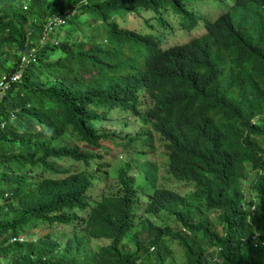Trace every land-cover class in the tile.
I'll list each match as a JSON object with an SVG mask.
<instances>
[{"label":"trees","instance_id":"16d2710c","mask_svg":"<svg viewBox=\"0 0 264 264\" xmlns=\"http://www.w3.org/2000/svg\"><path fill=\"white\" fill-rule=\"evenodd\" d=\"M185 1L0 0V264H179L166 239L183 264H264V0H213L224 11L208 33L168 50L119 25ZM127 108L194 191L160 186L158 163L145 162V187L104 160L118 139L105 122ZM46 224L71 233L32 232Z\"/></svg>","mask_w":264,"mask_h":264},{"label":"rangeland","instance_id":"374dc122","mask_svg":"<svg viewBox=\"0 0 264 264\" xmlns=\"http://www.w3.org/2000/svg\"><path fill=\"white\" fill-rule=\"evenodd\" d=\"M186 7L198 15H204L210 18L211 20H215L217 17H219L223 13V5L217 3L216 1H206V0H188L186 3ZM176 10L173 7L169 8V11L166 12V17L169 18V16L172 19V27L177 26V20L181 21L180 18L177 14L175 15ZM175 15V16H174ZM125 22H120L119 19V24L122 28L128 29V30H136L140 33H143L145 35H154L160 42L161 46L163 48H167L170 46L175 45V42L177 43H183L184 41L182 39H175L174 42V35L172 34V29L171 27L164 28L162 29L159 33H153L152 25L157 27V24L160 22V15L156 14L151 11H145L141 14H135V15H128L127 17H123ZM201 31L196 32L195 34H200ZM183 35L186 34V32L180 30L178 32V35ZM64 61H70L71 59L69 58H64ZM72 61V60H71ZM74 61V60H73ZM86 68L90 70V66L86 64ZM92 69V68H91ZM93 70V69H92ZM131 116H129L128 113L126 112H121L119 115L114 116L112 115L110 119L105 122V125L108 130L111 131H116L119 132L122 136H124V130L122 127V123H127L131 125L134 130H139L141 128V124L139 122L134 121L133 119H130ZM152 144L153 147L150 148L148 143L146 144H139L133 149H127L125 148L126 141L123 140H113V142L110 145V148L102 153V156L104 157V160L107 162H110L112 164H117L120 161H123L126 159V156L123 154V152L130 151L129 153L131 154V151L133 150H145L146 152H149L148 155V160L158 162L161 164V185L173 190L178 191L179 193L186 195L192 191H194V184L190 183H178L175 182L173 179H171L166 171V149L165 145L162 142L161 138L159 137L158 133H153V139H152ZM254 178V175L251 174L249 181L245 183V189L250 190L251 196L253 198L256 197V193L251 191L250 184L252 185V180ZM114 182V181H112ZM250 183V184H249ZM145 184V183H144ZM106 188V185L102 184L101 186H98V190H103ZM93 195H96L97 193H92ZM83 215L82 213H80ZM171 225L173 229L175 230H180L182 229L181 224L172 221ZM56 229L49 228V226L46 224L41 228H37L33 233H39L41 235H46L48 232H54L60 231L62 234H68L71 233L70 227L67 226H54ZM167 244L171 247V249L175 252V257L177 258L179 264H183V262L186 260V256L183 253V249L180 246V244L176 241L166 239ZM109 242L106 240H98V241H93V247L97 249L101 245H106Z\"/></svg>","mask_w":264,"mask_h":264},{"label":"clouds","instance_id":"9594fccd","mask_svg":"<svg viewBox=\"0 0 264 264\" xmlns=\"http://www.w3.org/2000/svg\"><path fill=\"white\" fill-rule=\"evenodd\" d=\"M195 1H198V0H195ZM187 2H188V0H186L184 2V8L182 11L178 10L179 5L177 6V5H172V4H166L165 6L161 7L159 10H155V9L150 10L151 12H154V13L160 15V22L157 24V27L152 25L153 33H156V32L159 33L162 29L171 27L172 34L174 35V42H175V39H182L184 41L183 43L175 42V45L167 47V48H163L161 46V42L154 35H149V36H152L155 41H157L158 45L163 50H168L170 48H175V47H184V46L188 45L189 43H191L193 40L202 38L203 36H205L208 33L209 28L207 26V22L209 21L212 23V21H214V20H211L210 18H208L207 16H204V15H198V14H196V12L188 9L186 7ZM170 7H173L176 10L175 15L177 14L179 16L177 18H180V20H181V21L177 20V26L176 27H172L173 24H172L171 17L170 16H169V18L166 17V12L169 11ZM180 30L186 32V34H183V35L181 34L179 36L178 32ZM134 31H136V30H134ZM199 31H201L200 34H195L196 32H199ZM32 53H34V51H32ZM121 57H122L124 62L131 58L130 53L128 54V52L125 49L123 50V53H121ZM106 61H108L109 64L112 66H115L119 62L118 57H116L114 55L106 58ZM23 72L24 71H21V78L16 82H19L22 79ZM126 74L128 75V77H133L131 70H128V71L123 70L122 75H126ZM142 93L143 92L140 91V95H142ZM127 109L128 110H126V111H120V112L114 111V113L112 115L117 116L121 112H126L129 114V116H131L130 119H133L134 121L139 122L141 124V128L139 130H134V129H132L133 127L131 125H129L127 123H122V127L124 130V132H123L124 136H122L119 132H117L118 137H115V138H118L117 140L126 141L125 148H127V149H133L134 147H136L137 145H139L141 143H143V144L148 143L149 147L152 148L153 147V144H152L153 133H156V132L150 126H145L141 123V121H140V118H142L141 116L136 115L131 109H129V108H127ZM147 109H148V105H146V104L141 105L140 106L141 114L144 115L146 113ZM110 117H109V119H110ZM144 130H148L150 132L147 134L146 137L140 135V133ZM113 132H116V131H113ZM159 137L161 138L160 135H159ZM161 140H162V138H161ZM162 142L164 143L165 149H166L165 157H166V171H167V169H168L167 160H168V157L170 155V150L168 148L169 142L167 141V143H166L163 140H162ZM129 152L130 151L123 152V154L126 156V159L123 161H120V162H122L123 167L129 166L128 173H132L135 175L138 185H141V186L144 185L145 187H147L146 182L148 180L145 179V175L143 173V170L148 166L145 164V162L146 161L154 162V161L148 160L149 152H146L145 150H133V151H131V154ZM120 162H118V163H120ZM155 163H158V162H155ZM159 165H160V172H161V169H162L161 164H159ZM182 165H183L182 169H185L186 171L193 168V166L195 165V160L192 157V154H190L186 157V159L183 161ZM160 172H159V178H160L159 184H160V186H162L161 185ZM167 173H168V171H167ZM251 174H253L254 178H255V174L254 173H251ZM168 175H169V173H168ZM169 177H170V175H169ZM170 178L173 179L175 182H178V183L193 184L191 182H181V181H178L177 179H174L172 177H170ZM249 178L250 177H248V180L245 183H247L249 181ZM254 178H253V180H255ZM253 180H252V182H253ZM138 185L136 184V188H139ZM193 187L195 189L194 185H193ZM244 187H245V185H244ZM171 190H173V189H171ZM173 191L178 192L176 190H173ZM179 194H181V193H179ZM252 209H254V206L252 207ZM22 238L24 239V241H20V239H19V241L25 242V238L24 237H22ZM13 241H15V239ZM252 241L256 243L255 246H257L259 244L258 243V237L256 235L252 237Z\"/></svg>","mask_w":264,"mask_h":264},{"label":"built area","instance_id":"2783aa9c","mask_svg":"<svg viewBox=\"0 0 264 264\" xmlns=\"http://www.w3.org/2000/svg\"><path fill=\"white\" fill-rule=\"evenodd\" d=\"M21 78V72H17L10 78V81H18ZM9 81L8 76H3L0 79V97L3 95L4 92L8 91L9 88ZM20 241H24L23 238L20 239Z\"/></svg>","mask_w":264,"mask_h":264}]
</instances>
